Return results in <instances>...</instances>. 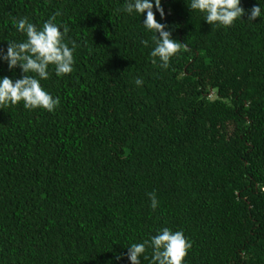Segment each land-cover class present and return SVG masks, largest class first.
Returning <instances> with one entry per match:
<instances>
[{"label": "trees", "instance_id": "trees-1", "mask_svg": "<svg viewBox=\"0 0 264 264\" xmlns=\"http://www.w3.org/2000/svg\"><path fill=\"white\" fill-rule=\"evenodd\" d=\"M124 4L0 0V49L25 40L13 18L39 28L50 16L74 48L69 74L49 66L40 81L54 111L0 109V264H129L125 247L165 227L191 244L183 264H264V18L247 21L257 0H241L228 28L161 0L156 19L179 44L167 68ZM22 75L0 62V77Z\"/></svg>", "mask_w": 264, "mask_h": 264}, {"label": "clouds", "instance_id": "clouds-1", "mask_svg": "<svg viewBox=\"0 0 264 264\" xmlns=\"http://www.w3.org/2000/svg\"><path fill=\"white\" fill-rule=\"evenodd\" d=\"M186 3L190 12L203 14L204 22L212 27L228 28L245 15L241 0H186ZM257 3L259 6L254 5L248 11V22L255 21L257 17L264 18L260 0ZM123 11L128 15L135 13L143 16L144 30L155 33L157 37L155 47L150 52L152 63L155 64L158 59L160 67L167 68L170 58L178 52L179 44L172 38L170 31L166 30V26L156 19V13L161 18L165 15L161 0H125ZM54 21L55 16H50L38 28L27 18L12 19V27L16 32L22 33L25 40L19 43L7 40L6 51L0 49V62H5L9 70L19 67L23 75L19 79L0 77V109L9 105L16 106L21 102L26 110L43 109L52 112L58 106L59 100L46 92L40 81L48 79L49 66L58 78L69 74L74 63V48L64 42L68 29ZM135 83L140 85L142 81L137 79ZM148 196L150 207L155 210L158 207L156 196L154 193H149ZM146 246L151 249V264H183L188 249L191 248L181 231L161 228L149 240L125 247L129 264H141V258L147 259ZM121 258V255L114 257L116 264Z\"/></svg>", "mask_w": 264, "mask_h": 264}]
</instances>
